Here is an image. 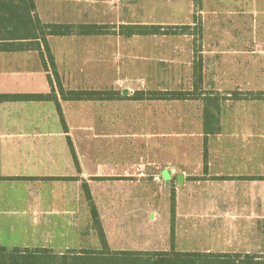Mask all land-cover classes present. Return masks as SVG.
I'll list each match as a JSON object with an SVG mask.
<instances>
[{
  "label": "crops",
  "instance_id": "obj_1",
  "mask_svg": "<svg viewBox=\"0 0 264 264\" xmlns=\"http://www.w3.org/2000/svg\"><path fill=\"white\" fill-rule=\"evenodd\" d=\"M49 46L58 77L51 68L47 70L43 66L36 50L0 51V94L49 93L52 90L49 76L54 87L57 78L60 82L50 41ZM241 92L229 100L232 105L220 101V131L207 136L203 103L206 156L203 150L193 169L191 155L185 154L183 173L177 175L178 185H182L190 198L183 205L178 204L177 250L253 252L256 249L260 251L254 252L264 253L262 239L255 241L253 249L246 244L248 234L264 235V230H259L257 224L248 230L246 223L241 228L240 223L243 217L264 218V213L248 212L264 211V104L256 105L257 101L264 102V98H247L256 91ZM65 113L67 129L90 130L97 125L95 118L89 117L96 113L95 109L76 107ZM72 122L82 126H72ZM67 135L55 101H0V244L8 248H48L57 253L95 246L96 229L85 194L88 188L111 248L168 250L171 246L166 245L165 237L171 226L168 230L162 222L140 224L137 218L129 224H113L106 220L105 211L129 210V191L142 194L151 188L172 189L175 167H163L153 175L160 180L150 181L143 162L159 161L157 156L144 160V155L151 157L150 152L143 153L141 160L136 159L129 166L131 159L125 146L119 153L100 155L91 142L82 147L69 135L76 164ZM114 149L119 151L117 147ZM162 161L170 164L174 157L169 155ZM132 166L136 169L129 170ZM199 220L207 223L197 224ZM136 235L139 238L135 239Z\"/></svg>",
  "mask_w": 264,
  "mask_h": 264
},
{
  "label": "rangeland",
  "instance_id": "obj_2",
  "mask_svg": "<svg viewBox=\"0 0 264 264\" xmlns=\"http://www.w3.org/2000/svg\"><path fill=\"white\" fill-rule=\"evenodd\" d=\"M35 2L44 22L164 26L162 33L158 34L54 36L49 41L60 74V82L56 80L54 88L62 113L64 111L63 116L66 117L65 111L68 113L76 107L96 110L89 116L95 118V128L66 129L72 139L82 147L91 142L100 155L119 153L125 146L131 159L129 166L135 164L136 159L141 160L143 153L150 152L151 157L144 155V160L159 158V161L143 162L150 181L163 167H175L172 189L157 187L142 194L129 191V210H106V220L113 224H129L137 218L140 224L149 222L157 225L162 222L169 230L174 213L172 199L176 202L175 222L178 204L183 205L190 199L182 185H178L177 175L182 174L184 169L183 156L191 155L195 169L204 150L202 94L213 93L223 105H232L229 100L240 91H264V0H202L201 8L197 0ZM200 24L202 34L198 30ZM182 25H190L191 28L185 34L165 33L169 26L178 32ZM200 78L202 83L197 86L195 83ZM60 86L67 92L99 90L104 92V97L110 98L65 100L59 93ZM139 91L146 98L137 99ZM158 91H189L191 94L190 98L179 100L149 98L150 92ZM259 104L264 102L257 101L256 105ZM69 116L75 115L69 113ZM71 125L82 126L74 122ZM169 155L174 157V162L164 163L162 159H167ZM134 169L136 166L129 170ZM134 203L140 206L134 208ZM248 212L264 213L258 210ZM199 223L207 221L199 220ZM240 223L241 228L246 223L248 230L255 224L259 230H264V218L243 217ZM255 235H247L249 249H253L255 241L260 239L264 246V235ZM161 238L163 240V234ZM171 239L169 230L165 237L166 245L171 246ZM240 239L245 240L241 236ZM96 241L90 249L100 247L97 230Z\"/></svg>",
  "mask_w": 264,
  "mask_h": 264
},
{
  "label": "trees",
  "instance_id": "obj_3",
  "mask_svg": "<svg viewBox=\"0 0 264 264\" xmlns=\"http://www.w3.org/2000/svg\"><path fill=\"white\" fill-rule=\"evenodd\" d=\"M202 7V0H197ZM200 7V8H201ZM162 25H129V24H96V23H56L44 22L37 12L35 0H0V51H25L36 50L39 52L43 66L58 77L55 58L49 46L48 38L51 36H96L106 34L119 35H148L162 33ZM173 27H168L165 33H187L190 25H182L177 32ZM176 29V28H175ZM119 30V31H118ZM202 34V24L198 26ZM195 70L196 67H195ZM52 90L49 93H18L0 94V101L8 100H53L56 102L61 120L65 126V119L58 100V95L49 76ZM58 80V78H57ZM202 83L200 78L195 84ZM197 89H199L197 87ZM59 93L65 100H97L109 99L104 97V92L99 90H70L65 91L59 87ZM143 92L137 93V99H144ZM190 92H150L152 99H188ZM211 94L204 96V133H218L220 131L219 98ZM247 98H264V91L250 93ZM205 136V140H206ZM69 144L78 164L73 143ZM207 148L205 146V156ZM85 194L91 207V217L100 240L97 249L83 248L80 250L57 253L48 248H8L0 244V264H264V253L256 252H213V251H180L175 247V199H172L171 221V249L169 251L148 250H115L107 240L101 217L94 203L91 191L86 188Z\"/></svg>",
  "mask_w": 264,
  "mask_h": 264
},
{
  "label": "built area",
  "instance_id": "obj_4",
  "mask_svg": "<svg viewBox=\"0 0 264 264\" xmlns=\"http://www.w3.org/2000/svg\"><path fill=\"white\" fill-rule=\"evenodd\" d=\"M154 179L155 180H160V177L159 176H155Z\"/></svg>",
  "mask_w": 264,
  "mask_h": 264
},
{
  "label": "water",
  "instance_id": "obj_5",
  "mask_svg": "<svg viewBox=\"0 0 264 264\" xmlns=\"http://www.w3.org/2000/svg\"><path fill=\"white\" fill-rule=\"evenodd\" d=\"M182 179H183V177H182V175H180L179 176V181L182 182Z\"/></svg>",
  "mask_w": 264,
  "mask_h": 264
}]
</instances>
